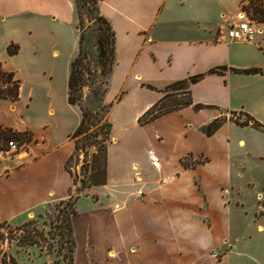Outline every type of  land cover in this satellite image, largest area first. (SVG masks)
Masks as SVG:
<instances>
[{
	"label": "crops",
	"instance_id": "crops-1",
	"mask_svg": "<svg viewBox=\"0 0 264 264\" xmlns=\"http://www.w3.org/2000/svg\"><path fill=\"white\" fill-rule=\"evenodd\" d=\"M244 1L102 0L100 12L116 34L110 93L115 96L124 89L110 112L112 133L114 111L134 106L129 83L155 91L156 99L134 115L137 138L123 141L119 158L113 156L114 141L109 144L106 183L81 197L71 191L67 170L75 150L71 135L81 117L63 140L41 134L36 126L15 127L17 132L29 131L32 140L20 153L0 157V222H25L73 195L74 264H225L233 250L231 237L239 240L234 233L251 224L233 192L247 177L255 187L254 163L264 164V130L229 119L232 112H245L264 125V24L258 28L262 32L252 25V42L228 37L233 25L250 22ZM26 19L31 32L45 23L40 32L53 38L73 35L79 44L75 0H0V26ZM221 67L226 69L209 73ZM249 68L263 73L234 71ZM200 74L204 77L189 87L193 105L140 122L165 98L168 85ZM195 105L205 107L195 110ZM9 110L16 112V103L10 102ZM220 117L228 120L207 135L203 128ZM4 122L0 117V126L11 128ZM151 155L159 158V169L152 166ZM185 159L190 166L184 165ZM84 201L90 208L80 214ZM234 210L244 213L242 224L234 221ZM251 217L263 238L264 208ZM78 223L86 235L83 244Z\"/></svg>",
	"mask_w": 264,
	"mask_h": 264
},
{
	"label": "rangeland",
	"instance_id": "rangeland-1",
	"mask_svg": "<svg viewBox=\"0 0 264 264\" xmlns=\"http://www.w3.org/2000/svg\"><path fill=\"white\" fill-rule=\"evenodd\" d=\"M262 2L264 7V0L256 1V5ZM76 2V0H75ZM255 6H251L248 0L242 4V9L246 12L251 24L255 27L256 32H262L260 28L264 22H258L252 19ZM88 7L81 9V16L83 17V28L85 35L87 31L93 27V21L88 17ZM248 13V14H247ZM14 20L11 25L0 26V65L3 69H13L15 79L19 80L22 87L19 99L11 101L0 98V117L10 124L15 130L19 126L22 129L28 127H35L41 134L53 136L58 140H63L68 129L76 127L78 124L81 111L78 105H71L68 102V79L69 68L72 59L76 58L79 51L78 38L73 35L59 34L53 38L48 32L43 33L42 29L47 28L45 23H41L37 31L31 32L28 21ZM48 22V21H45ZM46 30V29H45ZM95 32H90L93 47L85 62L86 85L82 89V104L92 113H102V110H108L110 103L114 102L119 93L112 96L111 91V75L102 77L99 74L100 66L98 65V55L96 50ZM76 35V34H75ZM16 38L14 41L12 38ZM94 37V38H93ZM11 44L17 46V52L10 54L8 48ZM54 52H57L56 54ZM117 61V57H116ZM96 70H98L96 72ZM152 82L156 79H150ZM138 83H129V88L132 90L130 101L134 102V106L126 109H117L113 114L114 121V135L112 133L111 139L114 141L111 145L113 156L119 158L121 155V144L128 138L135 136L136 123L134 115L146 103L156 99L157 93L155 91L141 88ZM172 84L168 85L171 86ZM167 86V87H168ZM165 88V98L170 105L180 100H186L185 90L175 91L173 88ZM101 98V99H98ZM176 101V102H177ZM16 103L17 111L9 110V103ZM53 108L55 114L51 115L50 111ZM159 111V108L153 109V113ZM111 112V111H110ZM110 112H106L104 123L107 118L110 119ZM230 117L232 114L229 115ZM4 122V123H5ZM80 123V122H79ZM46 127L44 128V126ZM100 125L93 127L88 133L94 131L100 132ZM134 134V136H133ZM19 147L18 153L26 149L28 142L21 143L20 140L12 139ZM78 146L83 149L85 145L84 135L79 137ZM6 141H0V149H5ZM96 148L90 149L93 152ZM7 156V155H5ZM85 156L82 150H79L70 163V169L73 179V188L71 191L75 195L82 196L87 192H78V188L82 187V180L87 178V173L84 164ZM90 160V157L88 158ZM254 163L256 169L254 171L252 180H255L256 186L248 185L250 177L240 179L238 192H233L234 198L240 204H244L246 210L249 212L251 224L239 228L243 232L238 233L239 240L235 241V235L231 237L234 240L232 243L233 250L228 255L225 264H264V237L256 230V224L252 225L255 216V211L259 212L264 208V190L262 185L264 183V164ZM114 169L112 172L114 174ZM249 175V174H248ZM75 180V181H74ZM76 182V184H74ZM81 193V194H80ZM69 198V197H68ZM68 198L65 200L67 201ZM60 202L52 204L45 212L38 216H32L27 221L23 222H8L5 226L0 228V252L11 255L18 264H65L61 253L58 252L57 244L50 238L49 232L54 230L55 218L57 215L56 205ZM91 203V202H90ZM236 205V204H234ZM90 208L89 201H84L79 205V213H86ZM3 213H6L5 211ZM242 214H244L242 212ZM239 211L234 210L232 216L237 225L242 224V215ZM32 222L30 225L29 223ZM37 230L41 237H38V244L21 247V238L29 235L28 231L24 229ZM77 236L81 243H86V235L83 233V226L80 223L77 225ZM34 232H30L33 235Z\"/></svg>",
	"mask_w": 264,
	"mask_h": 264
},
{
	"label": "trees",
	"instance_id": "trees-1",
	"mask_svg": "<svg viewBox=\"0 0 264 264\" xmlns=\"http://www.w3.org/2000/svg\"><path fill=\"white\" fill-rule=\"evenodd\" d=\"M102 0H76L77 16H78V29H79V51L77 57L72 61L70 65V74L68 80V102L71 105H78L81 111V120L72 133L71 138L75 142L74 153L67 164V170L71 174L70 163L79 150L83 151L85 156L84 164L87 173V178L82 180V187L78 188L79 192H83L92 186H99L106 183V172H107V151L108 146L112 142V128L113 125L109 118L104 120L106 112L111 111L113 107V102L109 104L108 110H102V113H92L86 109L82 104V89L86 85L85 73L86 65L85 62L88 58L90 51L93 47L91 44V37L88 34L90 32H95L96 40V50L98 55V65L100 66L99 74L102 77H107L112 74L114 66L116 64V34L113 30L109 20L104 17L100 12V3ZM251 6H255L258 0H248ZM88 7V17L93 21V27L87 31V36L85 35L83 28V17L81 16V9ZM246 13V12H245ZM248 14V13H247ZM252 19H256L258 22H264V7L260 1L259 5H256L252 15ZM94 38V37H93ZM10 54H15L17 52V46L11 44L8 48ZM219 69H226L225 67L215 68L209 71L211 74L221 73ZM98 70H96L97 72ZM237 73L241 74H258L263 73L259 68H249V69H234ZM204 74L192 76L186 80L178 81L173 83L167 88H173L175 91L185 90L186 100L175 101L174 104L170 105L165 103L167 98H163L158 101L153 108H151L143 117L140 122H148L158 118L159 116L166 114L168 112L179 110L187 106L193 105L191 98V93L189 87L201 80ZM148 87L154 89L152 86ZM20 96V82L15 79V75L12 72H5L0 65V98L8 99L11 101H16ZM122 96L119 98L121 99ZM101 99V98H98ZM159 108V111L153 113V109ZM204 105H195V110H200L204 108ZM231 121L236 122L240 126H252L256 129L264 130V125L254 119L252 116L245 112H232V116L229 118ZM227 117H220L212 121L209 125L203 128L207 135H213L226 121ZM100 125L101 131H94L93 133H88L93 127ZM84 135L85 145L83 149L78 146V139ZM20 140L21 143L29 142L32 140V135L29 131L17 132L11 128H4L0 126V141H12V139ZM95 147L93 152L90 149ZM90 157V160L88 158ZM185 166H190L188 159L183 161ZM75 181V180H74ZM76 184V182H74ZM77 197L71 195L67 201H61L56 205L57 215L55 218L54 230L49 232L50 238L57 244L58 252L61 253L63 261L65 264H74V253L76 242L73 235L72 227V217L76 213ZM7 222H0V228L5 226ZM30 225L32 222L29 223ZM28 231L29 235L23 236L21 238V247H26L29 245L38 244V237L40 234L33 229H24ZM30 232H34L30 235ZM0 264H18L17 261L6 253H1Z\"/></svg>",
	"mask_w": 264,
	"mask_h": 264
},
{
	"label": "built area",
	"instance_id": "built-area-1",
	"mask_svg": "<svg viewBox=\"0 0 264 264\" xmlns=\"http://www.w3.org/2000/svg\"><path fill=\"white\" fill-rule=\"evenodd\" d=\"M255 31L249 21H240L228 30V37L235 41L252 42L254 40ZM19 151L18 144L9 141L5 145V149H0V157L17 153ZM151 163L155 169H159L160 160L157 156L151 155Z\"/></svg>",
	"mask_w": 264,
	"mask_h": 264
},
{
	"label": "bare ground",
	"instance_id": "bare-ground-1",
	"mask_svg": "<svg viewBox=\"0 0 264 264\" xmlns=\"http://www.w3.org/2000/svg\"><path fill=\"white\" fill-rule=\"evenodd\" d=\"M243 16L241 15L240 18H242Z\"/></svg>",
	"mask_w": 264,
	"mask_h": 264
}]
</instances>
